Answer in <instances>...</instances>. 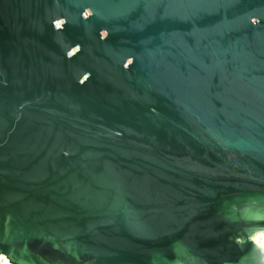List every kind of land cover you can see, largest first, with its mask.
<instances>
[{"label": "water", "instance_id": "95a60500", "mask_svg": "<svg viewBox=\"0 0 264 264\" xmlns=\"http://www.w3.org/2000/svg\"><path fill=\"white\" fill-rule=\"evenodd\" d=\"M264 0H0L9 264H264Z\"/></svg>", "mask_w": 264, "mask_h": 264}, {"label": "built area", "instance_id": "2783aa9c", "mask_svg": "<svg viewBox=\"0 0 264 264\" xmlns=\"http://www.w3.org/2000/svg\"><path fill=\"white\" fill-rule=\"evenodd\" d=\"M0 264H9V259L4 253H0Z\"/></svg>", "mask_w": 264, "mask_h": 264}, {"label": "bare ground", "instance_id": "6f19581e", "mask_svg": "<svg viewBox=\"0 0 264 264\" xmlns=\"http://www.w3.org/2000/svg\"><path fill=\"white\" fill-rule=\"evenodd\" d=\"M257 241L264 247V234L257 235Z\"/></svg>", "mask_w": 264, "mask_h": 264}]
</instances>
